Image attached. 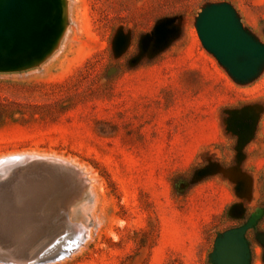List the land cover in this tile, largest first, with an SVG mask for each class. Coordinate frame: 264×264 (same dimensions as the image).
<instances>
[{"label": "rangeland", "instance_id": "rangeland-1", "mask_svg": "<svg viewBox=\"0 0 264 264\" xmlns=\"http://www.w3.org/2000/svg\"><path fill=\"white\" fill-rule=\"evenodd\" d=\"M221 2L264 44V0H66L57 47L0 71V157L72 161L90 180L47 252L84 226L82 245L26 264H216L243 226L245 264H264V63L239 81L203 45L198 15ZM162 20L174 34L156 48Z\"/></svg>", "mask_w": 264, "mask_h": 264}, {"label": "water", "instance_id": "water-1", "mask_svg": "<svg viewBox=\"0 0 264 264\" xmlns=\"http://www.w3.org/2000/svg\"><path fill=\"white\" fill-rule=\"evenodd\" d=\"M64 27L63 0H0V71L25 70L38 65L60 41ZM196 27L203 45L235 79L246 81L258 73L264 63V44L243 28L231 4L221 2L206 6L198 15ZM173 34L170 20L158 22L154 28L155 47L165 45ZM24 158L59 161L74 173L76 183L47 190L38 199H30L32 204L30 200L28 203H15L0 198V262L26 264L61 260L79 246L83 234L74 244L65 247L58 258L46 256L45 252L67 233L57 236L49 244L48 239L62 226L69 207L82 198L84 191H88L90 180L78 176L77 165L72 161L43 155L11 154L0 157V163ZM35 205L39 212L35 221L40 231L37 230V234L27 241L13 240L10 234L15 224L26 216L32 218ZM71 227L68 224V228ZM245 230V226L228 230L217 239L214 250L216 264L246 263Z\"/></svg>", "mask_w": 264, "mask_h": 264}, {"label": "bare ground", "instance_id": "bare-ground-1", "mask_svg": "<svg viewBox=\"0 0 264 264\" xmlns=\"http://www.w3.org/2000/svg\"><path fill=\"white\" fill-rule=\"evenodd\" d=\"M63 2L65 31L67 26V7L66 0H63ZM57 7L59 13V6ZM58 44L59 40L55 48ZM75 183V176L72 175L70 170L63 168L61 167V165L54 162L37 163L33 160V158H24V160L21 161H9L7 163L2 164L0 163V198H4V201H13L15 203H28L30 199H38L43 193H46L47 190H56L58 187H69L70 185H73ZM30 204H32L31 200ZM74 205L69 207L68 209L69 223H71V226L73 227L76 226V223L71 222L70 214L72 213V210H74ZM33 210L34 216L32 218L26 216L24 217V219L21 218L15 224L14 229L10 234V237L13 240L27 241L30 239L31 236H33V234H37V232L40 231L35 221V215L36 213H39L37 212L36 205ZM86 230L87 228L85 229L84 226H81L76 239L81 235V231L86 232L87 234ZM75 240L72 244L75 243ZM81 243L80 245H82ZM63 249L64 247H61V249L58 250L45 252V255L50 256L54 253L62 251Z\"/></svg>", "mask_w": 264, "mask_h": 264}]
</instances>
